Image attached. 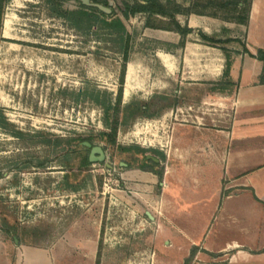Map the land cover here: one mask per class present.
I'll return each mask as SVG.
<instances>
[{
    "label": "rangeland",
    "instance_id": "rangeland-1",
    "mask_svg": "<svg viewBox=\"0 0 264 264\" xmlns=\"http://www.w3.org/2000/svg\"><path fill=\"white\" fill-rule=\"evenodd\" d=\"M109 1L119 11L123 0ZM176 1L195 3L205 13L233 15L231 7L219 6L227 0ZM145 20L139 13L126 21L132 50L120 124L115 142L109 143L100 136L109 126L92 94L118 93L123 60L114 43L103 32L87 35L51 16L46 0L8 2L0 43V239L48 246L66 236L98 237V258L86 254L81 261H63L57 256L56 264H183L190 220L186 212L173 211L176 204L186 210L193 189L200 190L192 198L203 197L204 185L213 191L228 183L208 185L201 179L208 171L202 154L220 128L223 106L218 100L203 104L207 84L171 82L156 56L161 43L144 35ZM141 102L149 107L132 118L128 105ZM82 137L101 145L106 160L81 166L83 151L90 153L86 141L88 149L80 146ZM68 138L77 140L64 153ZM136 147L151 150V156L155 151L153 157L161 160L155 167H164L161 185L155 173L138 168L143 159ZM110 242L127 249V259L107 258Z\"/></svg>",
    "mask_w": 264,
    "mask_h": 264
},
{
    "label": "crops",
    "instance_id": "crops-1",
    "mask_svg": "<svg viewBox=\"0 0 264 264\" xmlns=\"http://www.w3.org/2000/svg\"><path fill=\"white\" fill-rule=\"evenodd\" d=\"M176 19L191 29L185 37L173 30L146 26L144 35L161 43L156 56L172 83L207 84L203 104L218 100L223 106L220 128L202 154L208 171L201 179L208 185L216 184L215 180L228 181L213 191L204 185V198H192L200 190L193 189L186 210L176 204L173 211L186 212L190 220L183 264L192 249L195 254L189 264H264V83L259 81L263 63L254 56L258 48L264 49V0L251 2L246 24L196 13L176 14ZM201 32L220 43L204 41ZM194 212H203L205 219L200 221L201 215L196 217ZM146 215L154 218L148 211ZM87 240L66 236L57 244L37 246L16 237L10 244L5 236L0 239L1 264H56L57 256L63 261H81L88 254L98 258V237ZM151 240L157 242V237L149 243ZM106 248L107 258L127 259L128 250L115 247L114 242Z\"/></svg>",
    "mask_w": 264,
    "mask_h": 264
},
{
    "label": "trees",
    "instance_id": "trees-1",
    "mask_svg": "<svg viewBox=\"0 0 264 264\" xmlns=\"http://www.w3.org/2000/svg\"><path fill=\"white\" fill-rule=\"evenodd\" d=\"M10 0H0V43L4 40L3 37V21L5 9ZM70 0H46L49 5V12L51 16H56L64 19L70 24L72 28L87 33V35L98 32L105 34V40L113 42V49L121 53L123 60V69L120 76V86L118 93L115 97L111 93L97 91L92 94V99L95 104L100 105L104 110L105 120L109 126V131H103L100 136L103 140L109 143H114L116 139L117 130L120 124L121 105L123 98V89L125 83L126 65L130 61V53L132 50V33L127 27L126 21L137 14H144L146 17L145 26L155 29L173 30L179 32L182 37H185L191 29L187 26H182L176 19V14H190L196 13L200 15H210L213 17H220L224 20L234 21L241 24L248 23L250 5L253 0H227L220 2L219 6L223 8H230L233 15L222 17L216 13H205L196 10L195 3H191L185 6L178 3L176 0H123L119 7V11L116 7L110 4L109 0H91L94 3L102 4L105 7L111 8V13H107L95 6H89L82 2V0H74L77 2L73 8L67 7L65 3ZM202 39L210 44L220 43V40L214 36H208L204 33H200ZM258 60L263 63V70L260 75L259 81L264 83V49L258 48L254 55ZM149 104L141 102L140 104L128 105L129 113L132 118H137L143 115ZM67 145L64 153L71 152L72 144L70 141L77 140L65 139ZM81 140V147L88 149L82 144L84 141L93 143L92 137L79 138ZM74 146V145H73ZM124 150H131L130 147H122ZM83 151V150H82ZM141 155L143 161L140 167L144 170H149L154 173L160 174V171L155 169L156 163L153 159L147 157L151 150L136 147L134 150ZM83 157L81 159V166L86 167L91 162L89 161V155L83 151ZM153 156L155 151H152ZM195 254V249H192L189 257L185 260L184 264H189Z\"/></svg>",
    "mask_w": 264,
    "mask_h": 264
},
{
    "label": "water",
    "instance_id": "water-1",
    "mask_svg": "<svg viewBox=\"0 0 264 264\" xmlns=\"http://www.w3.org/2000/svg\"><path fill=\"white\" fill-rule=\"evenodd\" d=\"M82 2L89 6L98 7L107 13H111L110 7H105L102 4L94 3L91 0H82ZM84 145L90 148V153H89L90 162L95 163V162H103L106 160V153H105L104 148L101 145H92V143L88 141L84 142ZM148 157H151V156H148Z\"/></svg>",
    "mask_w": 264,
    "mask_h": 264
},
{
    "label": "flooded vegetation",
    "instance_id": "flooded-vegetation-1",
    "mask_svg": "<svg viewBox=\"0 0 264 264\" xmlns=\"http://www.w3.org/2000/svg\"><path fill=\"white\" fill-rule=\"evenodd\" d=\"M148 156H151V155H147V157ZM148 158H150V159H153V161L157 164L156 165V167H158L159 165H160V163H161V160L160 159H158V158H155V157H153V156H151V157H148ZM138 168L139 169H142V172H150L149 170H144L143 168H141L140 166H138ZM164 169V167H161V170H160V174H156L155 173V176L157 177V179H158V182H159V184L161 185L162 184V179H163V170ZM152 172V171H151ZM154 173V172H153Z\"/></svg>",
    "mask_w": 264,
    "mask_h": 264
}]
</instances>
